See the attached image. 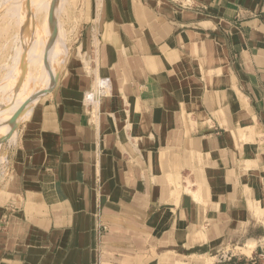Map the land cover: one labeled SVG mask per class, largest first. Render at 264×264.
<instances>
[{"label":"crops","instance_id":"0c3cea01","mask_svg":"<svg viewBox=\"0 0 264 264\" xmlns=\"http://www.w3.org/2000/svg\"><path fill=\"white\" fill-rule=\"evenodd\" d=\"M89 5L13 144L0 264H264V0Z\"/></svg>","mask_w":264,"mask_h":264},{"label":"rangeland","instance_id":"374dc122","mask_svg":"<svg viewBox=\"0 0 264 264\" xmlns=\"http://www.w3.org/2000/svg\"><path fill=\"white\" fill-rule=\"evenodd\" d=\"M26 1L27 0H0V102H1L0 105L6 103L5 100H7L10 96L14 94V92L17 91L18 89L17 86L20 82L19 83L17 82L18 84L15 83L16 82V80L14 81L15 76L19 75V78H22L24 83H25V79L27 78L24 76L26 74L23 72L25 69L24 70L21 69L23 67V62H24L23 60H25L24 58H26V54H27V53L24 54V52L29 51L26 49L30 46L31 41L35 40L36 38V34L35 36H33V31L35 30L34 28L36 26L33 25L35 23L32 21V17L30 18L27 14L28 12H32V10H28L26 14H22L23 13L22 4H25ZM66 2L63 3L65 9L62 8L59 10L61 12H58L59 16L61 17L58 18H59L60 27L62 26L61 30L64 38H60L61 39V40L59 39L60 42L58 41L59 55L56 65L61 63L64 57H66L68 51V57L59 71V77H58L59 79L62 76L67 60L71 54L72 48L74 46L73 43L77 39V36L82 28L83 20L85 17H88L89 8H90L89 3H91V0H66ZM62 10L64 12H62ZM19 11H21L22 13H19ZM20 14L22 15L20 16ZM31 34L33 37L31 36ZM30 36L34 39H32ZM62 39H64L63 40L65 41L64 43ZM23 45L25 48H23ZM21 54L22 56H20ZM18 57H20V59ZM19 60L21 63L19 62ZM30 66L32 67L31 63L28 64L29 70L31 68ZM22 74H24L23 75L24 77L22 76ZM54 80H55V76L52 75L47 83L46 89L43 91L38 101L23 114L21 120L18 122L19 124L18 123L16 124L15 129L17 130L14 129L15 131L12 130L13 132L12 134L8 132L6 133L7 135H4V137L0 138V186L5 182L7 178L9 165H10L9 163L12 160L13 144L16 142L18 138L20 128L27 120L26 118L28 117L30 111L34 108V106L39 102L43 101L52 92L55 86L52 85L50 90L49 88L51 84L54 82ZM233 252L247 253V251L239 250V249L234 250Z\"/></svg>","mask_w":264,"mask_h":264},{"label":"bare ground","instance_id":"6f19581e","mask_svg":"<svg viewBox=\"0 0 264 264\" xmlns=\"http://www.w3.org/2000/svg\"><path fill=\"white\" fill-rule=\"evenodd\" d=\"M64 2H66V0H27L25 4H22L23 13L21 11H19V13L26 14L28 10H32V12H28L27 14L30 18L32 17V21L35 23L33 24L36 26L34 28L35 33L33 31V36L36 34V38L31 41L30 46L26 49L29 51L24 52V54L27 53L26 58H24L25 60L22 59L24 62L21 70L25 69L23 72L26 74H22V76L24 75L27 77L25 83L22 78H19V75H16L14 78V81L16 80L15 83L20 82L19 84L17 83V91L5 100L6 103L0 105V138L7 135L6 133L8 132H10V134L13 133L12 130L15 129L16 124L21 120L23 114L38 101L39 97L46 89L49 79L53 75L59 55V39L64 38L61 30L62 26L60 27L59 24V18L61 17L58 13L61 12L59 11L60 9L64 8ZM62 12L64 11L62 10ZM22 14H20V16ZM63 40L64 39H62V41ZM64 42L65 41H63V43ZM23 48H25L24 45ZM20 56H22V54ZM18 58L20 59V57ZM29 63L32 65V67L30 66L32 70L31 68L30 70L28 69Z\"/></svg>","mask_w":264,"mask_h":264},{"label":"built area","instance_id":"2783aa9c","mask_svg":"<svg viewBox=\"0 0 264 264\" xmlns=\"http://www.w3.org/2000/svg\"><path fill=\"white\" fill-rule=\"evenodd\" d=\"M107 231V227L106 226H102L100 229V233L102 234L103 232ZM261 249V257H264V243L260 246ZM236 250V249H234ZM234 257V252L233 251H228V252H222L221 254V259L224 261H231L232 258Z\"/></svg>","mask_w":264,"mask_h":264}]
</instances>
